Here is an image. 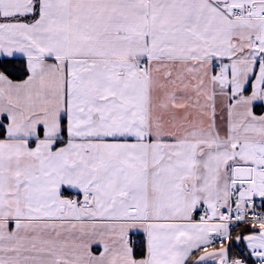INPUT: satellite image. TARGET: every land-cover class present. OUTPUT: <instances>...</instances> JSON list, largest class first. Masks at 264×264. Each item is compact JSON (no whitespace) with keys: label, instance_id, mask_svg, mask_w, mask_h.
Returning a JSON list of instances; mask_svg holds the SVG:
<instances>
[{"label":"snow or ice","instance_id":"snow-or-ice-1","mask_svg":"<svg viewBox=\"0 0 264 264\" xmlns=\"http://www.w3.org/2000/svg\"><path fill=\"white\" fill-rule=\"evenodd\" d=\"M0 264H264V0H0Z\"/></svg>","mask_w":264,"mask_h":264},{"label":"crops","instance_id":"crops-1","mask_svg":"<svg viewBox=\"0 0 264 264\" xmlns=\"http://www.w3.org/2000/svg\"><path fill=\"white\" fill-rule=\"evenodd\" d=\"M133 239H135V237Z\"/></svg>","mask_w":264,"mask_h":264},{"label":"built area","instance_id":"built-area-1","mask_svg":"<svg viewBox=\"0 0 264 264\" xmlns=\"http://www.w3.org/2000/svg\"><path fill=\"white\" fill-rule=\"evenodd\" d=\"M259 210V209H258Z\"/></svg>","mask_w":264,"mask_h":264}]
</instances>
